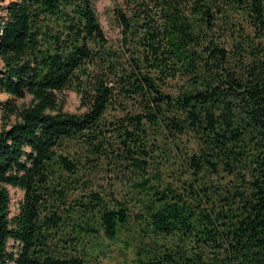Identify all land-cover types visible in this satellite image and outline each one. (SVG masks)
<instances>
[{
    "label": "trees",
    "instance_id": "16d2710c",
    "mask_svg": "<svg viewBox=\"0 0 264 264\" xmlns=\"http://www.w3.org/2000/svg\"><path fill=\"white\" fill-rule=\"evenodd\" d=\"M110 11L115 38L95 0L5 7L0 264H102L105 246L126 264H264V0Z\"/></svg>",
    "mask_w": 264,
    "mask_h": 264
},
{
    "label": "rangeland",
    "instance_id": "374dc122",
    "mask_svg": "<svg viewBox=\"0 0 264 264\" xmlns=\"http://www.w3.org/2000/svg\"><path fill=\"white\" fill-rule=\"evenodd\" d=\"M9 0H0V21L4 15L5 7L8 4ZM122 0H95V10L99 19V22L106 33V35L110 38H115L117 36V28L112 22L113 15L111 13V9L116 4H121ZM1 66V62H0ZM64 96V104L63 109L67 112L79 113L83 110L80 107L79 96L72 90H64L62 92ZM10 98V96L2 91H0V127L2 124V106L3 104ZM16 105L22 106L28 104L30 101V97L26 95L23 98L12 99ZM184 142L189 146L192 145V142H189L184 138ZM11 202H10V211L11 213L16 211L19 201L22 198V190L19 188L9 187ZM118 196V195H117ZM108 246H105V250H103L104 254L99 256L100 262L102 264H126L131 263L133 259L132 250H125V252H119L116 247L112 249H106Z\"/></svg>",
    "mask_w": 264,
    "mask_h": 264
}]
</instances>
